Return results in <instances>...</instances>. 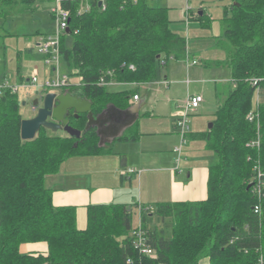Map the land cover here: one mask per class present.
<instances>
[{
	"label": "trees",
	"instance_id": "obj_1",
	"mask_svg": "<svg viewBox=\"0 0 264 264\" xmlns=\"http://www.w3.org/2000/svg\"><path fill=\"white\" fill-rule=\"evenodd\" d=\"M44 1L0 0V17L34 12ZM86 2L89 8L80 11L81 0H61L70 20L60 38V59L70 76L80 78L79 85L67 90L89 100L94 115L108 105L125 109L133 91L108 90L98 85L100 77L128 84L151 82L168 58L185 57L186 41L171 30L166 6L146 0H105L103 8L97 0ZM194 18L210 25L204 12ZM221 19L229 47L225 62L215 64L229 68L232 86L217 106L212 126L199 135L214 157L207 197L141 205L153 255H141L132 246L133 205L90 204L85 227L78 228L74 206L52 203L45 177L57 173L67 158L104 151L96 128L84 131L86 115L69 116V125L82 131L78 139L40 128L33 139L23 140L19 92L0 93V264H257L260 256L264 260V195L257 201L251 187L253 165L264 168V99L258 125L246 119L253 107L251 79L264 89V0H230ZM24 80L20 76L13 82ZM136 137L128 128L117 140ZM257 138L259 145H248ZM147 206L152 211L145 210ZM152 215L170 220L169 237L164 228L144 224ZM25 242H45L47 249L21 253L19 246Z\"/></svg>",
	"mask_w": 264,
	"mask_h": 264
},
{
	"label": "rangeland",
	"instance_id": "obj_2",
	"mask_svg": "<svg viewBox=\"0 0 264 264\" xmlns=\"http://www.w3.org/2000/svg\"><path fill=\"white\" fill-rule=\"evenodd\" d=\"M54 1L46 0L34 12H24L12 19L0 17V82L3 80L13 81L19 74L27 78L33 74L34 70L39 78L50 75V67L45 65L40 58L37 48L33 45L35 43L33 38L38 35L36 32L50 34L55 31L56 23L50 17V9L55 5ZM146 1L153 5L168 7L170 28L176 34L184 37L187 58L180 61L168 58L167 65L158 67L156 82L163 80L167 72L175 71L180 67L181 70L178 74H172L167 78L171 82L169 89L163 88L162 92L159 93L157 88H160V86L150 83H141L139 86L128 85L125 88L137 87L141 97V113L154 111L157 114L155 105L158 101L163 103L165 100H176L177 103H181L188 94L202 95L204 102H201L198 111L190 116V130L193 133H201L211 122L217 104L222 102L232 86L229 79L230 70L226 65L210 68L205 67L203 64L205 61L210 63L225 62L227 59L229 44L222 36L224 23L221 17L223 16L224 7L230 3V0ZM85 7V1L81 0L80 8ZM201 12L211 18L210 26H202L194 20L195 15ZM187 17L189 20H187ZM40 37H38V40ZM28 46L33 47L31 51L27 50ZM193 57H196L198 65L186 69L185 60L191 61ZM59 71L60 73H68L61 59ZM70 81L76 83L77 77L70 76ZM107 89L113 90L114 88L108 86ZM47 90L60 93V89L57 88ZM45 92L43 91V93ZM36 95L37 90L32 87L19 90V111L23 119L35 115V110L32 109L31 105L33 99L37 97ZM140 123H142L144 129H149L153 126L154 121L151 115H147L143 119L141 118ZM45 132L57 136L66 134L62 130L52 132L45 129ZM123 145L130 146L134 144L125 143ZM204 146L205 142L203 140H191L190 147L184 151L183 156L193 157L194 154L196 159L193 161L199 160L212 163L214 160L213 154L211 151L204 149ZM126 150L128 151V149ZM134 152L135 150L130 151L126 156L133 158L135 156ZM140 220L141 217L135 209L132 216L133 226H137ZM144 224L149 227L154 225L164 228L167 237L171 234V222L167 218L161 219L155 215L148 216Z\"/></svg>",
	"mask_w": 264,
	"mask_h": 264
},
{
	"label": "crops",
	"instance_id": "obj_3",
	"mask_svg": "<svg viewBox=\"0 0 264 264\" xmlns=\"http://www.w3.org/2000/svg\"><path fill=\"white\" fill-rule=\"evenodd\" d=\"M194 20L201 24L199 20L195 18ZM36 34L38 35L33 38L34 47L38 43V37L41 36V32H36ZM32 46H28L27 50L31 51ZM170 58L180 61L187 58V55L180 59ZM195 58L193 57L192 60H196ZM203 64L205 67L210 68L224 66L206 61ZM165 65H167V62ZM197 65L198 62L194 65H186V69L194 68ZM180 70V67H178L175 71L167 72L163 80H167L172 74H178ZM51 71L52 69L50 68L49 72ZM33 73L37 72L34 70ZM20 76L22 75L19 74L13 81L18 80ZM78 79L77 77V81ZM150 84H158L160 88L158 87L157 91L160 93L163 88L169 89L171 82L168 81L167 86L152 82ZM128 85L135 86L131 83H117L111 86L114 88L113 90H123L127 89L125 87ZM130 90L133 91V94H138L137 100L132 99L133 95L129 99L131 104H138V116L131 125L122 130L120 135L126 129L131 128L137 134L135 140L119 141L117 138L120 135L114 137L110 141H105L102 145L104 146L103 152L95 155L67 158L60 165L57 173L45 177L44 184L52 191L53 205L74 206L76 208V224L78 228L85 227L87 206L90 204L123 203L133 205V212L135 209L138 212L137 207L139 205L154 206L165 202L199 201L207 197V181L211 163L199 160L193 161L196 159L194 154L193 157L183 156L184 151L190 147L191 140H203L199 136L200 132L193 133L191 131L188 135V142L183 147L182 159L177 169L176 155L173 148L179 142V138L172 116L177 110L178 103L176 100H165V103L158 101L155 105L157 114L154 111L141 113V97L137 87H131ZM61 91L64 90L60 89ZM202 102H204V99ZM198 109L199 107L193 114ZM147 115H151L154 124L151 128L144 129L140 120ZM125 143L134 145H123ZM126 149L129 152L135 150V156L128 158L126 155L129 152ZM204 149L207 150L206 145ZM130 167L136 168L141 172L138 175L134 173L128 174L126 169ZM46 249L47 245L45 242H25L19 246L21 253H43Z\"/></svg>",
	"mask_w": 264,
	"mask_h": 264
},
{
	"label": "built area",
	"instance_id": "obj_4",
	"mask_svg": "<svg viewBox=\"0 0 264 264\" xmlns=\"http://www.w3.org/2000/svg\"><path fill=\"white\" fill-rule=\"evenodd\" d=\"M86 3L85 9H88L89 6L87 4V0H84ZM101 6L104 8L105 0H97ZM137 1V0H132ZM55 5L50 9V14L52 19L56 23V29L53 33L41 35L36 45L38 53L44 56V64L52 69L50 75L45 76L44 78H39L37 73H33L29 77L25 78L23 82H13L8 80H3L0 82V93L8 90L11 94L18 93L21 88H33L39 91V94L42 91H48L50 88H57L61 90H67L68 87L72 85H79L80 78L75 83L70 81V75L68 73H60L59 71V62H60V38L64 31H67L69 28V20H70V12L65 9L61 0H55ZM79 10H83L79 8ZM187 20L189 18L187 17ZM163 62V61H162ZM186 65H194L197 63L196 60H185ZM130 68H133V65H129ZM112 71H107L106 75L110 76ZM152 83H160L164 86L168 85V81L166 79L161 80L160 82H156L155 80L151 81ZM150 82V83H151ZM117 83L114 80H106L102 75L98 81V85H106L111 86ZM251 83L254 86V97H253V107L247 113L246 119L249 122L255 121L258 125V117H259V105L264 99V89H261L258 86L257 79H251ZM135 86H139L138 83H131ZM38 94V95H39ZM43 94V93H41ZM133 100L138 99V94H134L132 96ZM203 101V97L200 94H188L186 99L178 103L177 110L173 114L174 127L177 132L179 142L173 148L176 155V168L178 169V164L182 158L183 147L188 142V135L190 134V116L193 112L197 110L200 103ZM32 109L35 110V106L32 104ZM250 146L259 145V140L254 139L248 143ZM126 172L128 174L134 173L138 175L141 171L136 168H127ZM254 177L252 180V192L256 195L257 201H261L262 196L264 195V168L261 167L259 163L253 165ZM259 203L254 205V211H259ZM141 205L138 206V215L141 217ZM145 210L152 211V206L145 207ZM131 243L135 250L138 251L141 255H153V249L149 242L148 230L142 226L141 220L138 222L137 226H134L131 230ZM257 264H264V260L262 256L259 257Z\"/></svg>",
	"mask_w": 264,
	"mask_h": 264
},
{
	"label": "water",
	"instance_id": "obj_5",
	"mask_svg": "<svg viewBox=\"0 0 264 264\" xmlns=\"http://www.w3.org/2000/svg\"><path fill=\"white\" fill-rule=\"evenodd\" d=\"M98 5L100 6V3ZM32 104L35 106V115L21 120L20 137L23 140L33 139L40 128L52 132L62 130L67 136L80 138L82 131L69 125V114L72 112L75 118L82 114L86 115L84 131L96 127L98 145L102 146L105 141L119 136L122 130L131 125L138 116L137 103H132L125 109L108 105L94 115L90 101L69 90L39 94L33 99ZM211 126L210 122L208 128Z\"/></svg>",
	"mask_w": 264,
	"mask_h": 264
},
{
	"label": "flooded vegetation",
	"instance_id": "obj_6",
	"mask_svg": "<svg viewBox=\"0 0 264 264\" xmlns=\"http://www.w3.org/2000/svg\"><path fill=\"white\" fill-rule=\"evenodd\" d=\"M72 115V112H70L69 116Z\"/></svg>",
	"mask_w": 264,
	"mask_h": 264
},
{
	"label": "bare ground",
	"instance_id": "obj_7",
	"mask_svg": "<svg viewBox=\"0 0 264 264\" xmlns=\"http://www.w3.org/2000/svg\"><path fill=\"white\" fill-rule=\"evenodd\" d=\"M136 251V250H135Z\"/></svg>",
	"mask_w": 264,
	"mask_h": 264
}]
</instances>
